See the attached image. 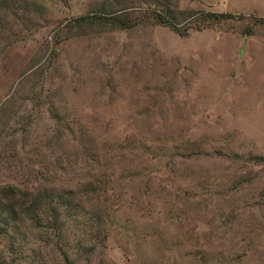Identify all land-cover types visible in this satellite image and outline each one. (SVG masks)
I'll list each match as a JSON object with an SVG mask.
<instances>
[{
  "label": "rangeland",
  "instance_id": "1",
  "mask_svg": "<svg viewBox=\"0 0 264 264\" xmlns=\"http://www.w3.org/2000/svg\"><path fill=\"white\" fill-rule=\"evenodd\" d=\"M103 1L0 0V105L38 70L55 105L14 97L0 186L79 206L62 240L19 224L0 264H264V167L227 158L264 159V0H174L244 16L185 37L70 25Z\"/></svg>",
  "mask_w": 264,
  "mask_h": 264
},
{
  "label": "trees",
  "instance_id": "2",
  "mask_svg": "<svg viewBox=\"0 0 264 264\" xmlns=\"http://www.w3.org/2000/svg\"><path fill=\"white\" fill-rule=\"evenodd\" d=\"M184 15L193 18L184 26H180L184 21L180 22V17ZM243 18L242 15L203 10L195 13L183 12L180 11L178 2L174 0H104L95 14L86 19L75 20L70 25L80 26L81 23H84L111 30L130 31L142 24H149L167 28L176 35L185 37L189 31H203L215 25L242 20ZM261 22H264V19ZM245 35H250V32ZM36 72L39 73L29 74L26 79L22 80L13 95L0 105V145L2 146L0 147V166L3 163L10 164V161L15 158L8 155L11 144L5 142L4 139L7 132L10 131L9 121L11 122L12 117L17 115L14 97H17L20 92H24L27 97L30 96L33 107L38 111L46 109L52 113L55 109L54 102L46 91L47 84L44 73L39 70ZM31 78L35 82L31 83ZM27 85L28 88H25ZM56 117L53 116V120ZM67 130L70 131L69 133H73L70 128ZM10 135L14 136L12 133ZM72 139L76 142L77 148L83 150L86 149L88 143H93L86 132L81 135L78 134V138ZM220 155L226 158L223 154ZM227 158L242 165L240 173L245 179L247 175L251 174L249 170H252L253 167H264V159L251 154L240 156L230 151ZM15 165V168L19 167L16 162ZM25 191L27 190L25 189ZM103 193V188L92 184L86 190V196L92 199L100 197ZM78 207L70 197L63 194L46 193L32 196L16 185H2L0 186V238H8L17 233L19 224L28 220L33 228L46 229L54 238L62 240L67 232L66 221L75 218L72 221L78 222V216L72 214V212L78 211ZM92 219H95L97 224H101L99 217L94 215Z\"/></svg>",
  "mask_w": 264,
  "mask_h": 264
}]
</instances>
